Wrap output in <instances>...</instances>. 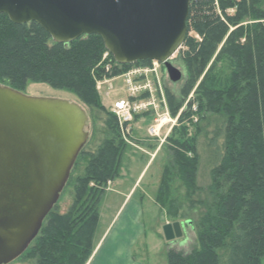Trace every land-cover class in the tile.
<instances>
[{"label":"trees","instance_id":"1","mask_svg":"<svg viewBox=\"0 0 264 264\" xmlns=\"http://www.w3.org/2000/svg\"><path fill=\"white\" fill-rule=\"evenodd\" d=\"M232 9L236 14L229 16L227 12ZM263 21L264 0L191 2L189 34L184 44L188 48L186 61L195 68V75H203L209 68L204 79H210L209 86L204 82L197 94L201 95L203 110L225 119V154L222 162L212 170V181L207 189L197 188L198 159H181L180 164L184 166L181 179L188 195L205 194L204 199H198L202 209L197 222L199 247L189 254L170 250L168 264L263 263ZM191 33L197 34L201 41L191 37ZM105 53L107 50L100 36H84L70 44H59L37 23L17 25L6 15H0V83L17 91L23 92L31 82L44 83L57 90L70 91L92 105L96 83L105 77L119 75L106 74L104 67L99 66ZM110 58L115 66H134H122L112 55ZM226 62L232 72L226 81L219 82L213 71L219 63ZM195 82L196 77L190 79L184 90V101ZM170 106L175 115L182 109L183 102H171ZM107 128H110L107 139L95 153L82 151L80 154V157H87V166L77 198L78 201L86 200L87 206L91 197L96 199L90 207L92 215L82 218L84 225L76 232L70 224L73 210L60 215L55 207L21 258L37 256L39 264H82L81 258L72 255L74 250L90 256L93 230H97L100 221L98 205L104 195L93 196L95 193L92 194L86 184L117 179L128 148L121 139L116 118L108 121ZM179 155L183 157L181 153ZM169 216L176 218L177 214L171 212ZM89 226L95 227L91 230Z\"/></svg>","mask_w":264,"mask_h":264},{"label":"rangeland","instance_id":"2","mask_svg":"<svg viewBox=\"0 0 264 264\" xmlns=\"http://www.w3.org/2000/svg\"><path fill=\"white\" fill-rule=\"evenodd\" d=\"M227 13L234 16L236 11L232 9ZM190 36L201 41L195 33H191ZM187 50V47H183L172 61L182 73V79L177 83L170 80L164 65L155 66L149 63L122 68L115 66L110 56L105 53L99 66L104 67L106 74L119 75L113 78L105 77L96 83V95L93 99L95 102L92 105L70 91L57 90L44 83L31 82L23 91L31 97L60 99L82 107L88 115L85 132L89 136L83 149L84 153H95L101 147L107 139L106 133L110 131L107 123L112 121L113 117L117 120L121 139L128 146L117 179L107 183L86 184L88 190L96 194L93 196L99 194L104 196L98 205L100 221L97 230L95 228L93 230L90 256L88 257L85 251L82 253L76 249L72 253L83 260L82 264L83 262L89 264L98 245H108L109 239L116 235L117 231L119 234L117 236H124L129 232L128 238L133 239L135 229L129 231L126 226L124 229L119 227L120 222L116 223L122 205L128 200L140 203L136 206H140L141 223L145 225V235L139 238L132 250L134 260L143 264H168L167 254L170 250L189 254L199 247L197 222L202 209L198 206V199H204L205 194L188 195L181 179L184 166L180 163L182 158L188 160L196 157L197 188L207 189L212 181V170L222 162L225 154L226 126L221 115H213L203 110L201 95L197 94V90H201L204 82L209 86L210 79L204 81L209 68L203 75H195V68H191L186 61ZM231 69L229 63H219L213 73L219 82H224L229 78ZM195 77V87L184 101V90L190 79ZM130 79L132 84L129 83ZM148 84L150 89L146 91L144 87ZM137 88H141V91L132 92ZM122 99L130 100L134 107L144 103L151 104L147 110L133 114V121L127 125L129 134L125 135L120 131L119 118L113 111L114 104ZM171 102L175 104L183 102L182 109L175 115L171 110ZM157 114L168 115L165 117L168 121L163 129L159 130L158 135H151L150 129L155 127L159 120ZM178 153L183 157L178 156ZM86 159L85 156H79L68 184L55 206L56 212L60 215H66L73 210L70 224L76 232L84 225L82 218L85 215H92L93 210L90 207H93L96 200L91 197V203L89 202L87 206L86 200L78 201L77 198V190L83 185L80 180L86 176ZM171 212H176L177 217H170ZM134 215H130L132 217L130 220H133L137 213L134 212ZM176 222L184 225L183 238L168 242L163 228ZM95 226L89 227L92 230ZM83 249L82 245V251ZM85 259L87 260L84 261ZM13 264H39V258L29 255Z\"/></svg>","mask_w":264,"mask_h":264},{"label":"water","instance_id":"3","mask_svg":"<svg viewBox=\"0 0 264 264\" xmlns=\"http://www.w3.org/2000/svg\"><path fill=\"white\" fill-rule=\"evenodd\" d=\"M192 0H0V15L17 25L37 23L53 41L100 36L119 65L160 62L182 79L171 59L189 34ZM87 113L76 103L31 97L0 83V264L30 248L58 204L82 153ZM184 225L167 224L168 242Z\"/></svg>","mask_w":264,"mask_h":264},{"label":"crops","instance_id":"4","mask_svg":"<svg viewBox=\"0 0 264 264\" xmlns=\"http://www.w3.org/2000/svg\"><path fill=\"white\" fill-rule=\"evenodd\" d=\"M136 205H140V203L137 204V202H129L128 200L125 205H122L121 210L118 213L119 218H116V223L120 222L118 224L119 227H123L124 229L126 226V228H129V231L135 229L133 232L136 231V233L133 235V239L128 238L130 236L129 232L124 236H117L119 235L117 231L116 235L109 239L110 242L108 245H98L95 256H93L89 264H143L138 260H134L132 251L139 238L145 235V225H142L143 223H141L142 212L140 211V206ZM134 212L137 213V216L134 217L133 220H130L132 218L130 217L131 214L132 216H135Z\"/></svg>","mask_w":264,"mask_h":264},{"label":"built area","instance_id":"5","mask_svg":"<svg viewBox=\"0 0 264 264\" xmlns=\"http://www.w3.org/2000/svg\"><path fill=\"white\" fill-rule=\"evenodd\" d=\"M107 55L110 56V53L107 52ZM151 63H153L155 66H160V65L163 66V64L160 62L153 61ZM129 83L132 84L131 79L129 80ZM140 89L141 88L134 89L132 92H134V93L139 92V91H141ZM149 89H150V84H148V86L144 87V90H146V91H149ZM150 105L144 103L140 106L134 107L131 104L130 100H124V99L119 100L118 102H116L114 104V110L113 111L116 114V116L119 118L120 131L122 132L123 135L129 134V129H128L127 125L133 121V114L135 112H138V111L147 110ZM166 116H168V115H164V116L158 115V117H159L158 123L155 127H152L150 129L149 134L158 135L159 130L163 129V126L168 121L167 118H165Z\"/></svg>","mask_w":264,"mask_h":264},{"label":"bare ground","instance_id":"6","mask_svg":"<svg viewBox=\"0 0 264 264\" xmlns=\"http://www.w3.org/2000/svg\"><path fill=\"white\" fill-rule=\"evenodd\" d=\"M151 63V62H150Z\"/></svg>","mask_w":264,"mask_h":264}]
</instances>
